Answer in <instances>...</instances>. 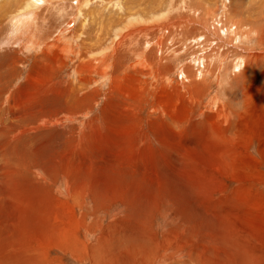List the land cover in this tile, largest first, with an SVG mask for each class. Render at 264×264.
<instances>
[{"label": "rangeland", "instance_id": "obj_1", "mask_svg": "<svg viewBox=\"0 0 264 264\" xmlns=\"http://www.w3.org/2000/svg\"><path fill=\"white\" fill-rule=\"evenodd\" d=\"M48 1L0 26V264H264V0Z\"/></svg>", "mask_w": 264, "mask_h": 264}, {"label": "bare ground", "instance_id": "obj_2", "mask_svg": "<svg viewBox=\"0 0 264 264\" xmlns=\"http://www.w3.org/2000/svg\"><path fill=\"white\" fill-rule=\"evenodd\" d=\"M46 0H33V2L31 1V0H29V3H30V7H28L27 6V4L29 5V3H27L25 6H27V7H25V6H23V5H20V6H18L19 4V2L17 3L18 5H17V7H15V9H14V11H13V13H9L8 14V12H7V15L8 16H4V14L6 13H4V11H5V9L3 8V9H0V14H2V13H4L2 16H0V18H1V20H2V22H0V26L1 25H3V23H4V21H11V22H9L10 23V25H11V34L13 35V37H15L14 35H16V37L17 36H19L20 37V35L24 32V30L23 29H26V31H27V29H29L28 28V26L29 27H32V26H30V25H32L33 23H35V21L37 20L36 18H37V16H36V14H35V12H34V10L35 9H37L38 10V7L40 6V8L42 7V4L44 3H46L47 5H48V3L47 2H45ZM51 1V0H50ZM50 1H48V2H50ZM23 2H25V1H23ZM35 2V3H34ZM61 2V1H60ZM57 3V2H56ZM181 3V2H180ZM229 3V2H228ZM24 4V3H23ZM34 4V5H33ZM45 4V5H46ZM53 4V3H52ZM51 4V5H52ZM182 5V4H181ZM5 6H6V4H5ZM15 6H16V4H15ZM33 6V7H32ZM44 6V5H43ZM4 7V6H3ZM198 8V7H197ZM200 8V7H199ZM224 8V7H223ZM43 9V8H42ZM204 9V8H203ZM40 10V9H39ZM47 10V9H46ZM39 12V11H38ZM198 12V11H197ZM65 13V12H64ZM215 13V12H214ZM133 18V17H132ZM191 19V18H190ZM190 19H188V21L187 20H185V23H186V21L187 22H189V20ZM132 21H134V22H131V21H129V23L131 22L132 24L131 25H129V26H127V27H125L124 29H123V32H121V33H124V34H128L129 36H130V30H137V31H139L140 32V35H141V37H145L147 34H148V32H149V30L151 29V31H152V29L154 30V29H160L161 27H159V26H157V25H155V26H153V27H143V26H141L140 24H141V22H140V20L139 19H137V18H133V20ZM152 21L153 22H155V19L153 18L152 19ZM192 21H193V19H192ZM217 21V20H216ZM37 22V21H36ZM196 22V21H195ZM234 22H236V21H234ZM183 23V22H182ZM185 23H184V25H185ZM44 24V23H43ZM172 27H175L176 28V30L177 29H179V27H181L182 25L180 24V26L177 24L176 26L175 25H173L172 23H169ZM190 24V23H189ZM191 24H192V22H191ZM127 25H128V23H127ZM188 24H186V26H187ZM192 25H194V24H192ZM161 26H162V24H161ZM179 26V27H178ZM34 27H35V25H34ZM163 27H165V26H163ZM183 27V26H182ZM185 27V26H184ZM230 27H231V24H230ZM33 28V27H32ZM134 28V29H133ZM193 28V27H192ZM215 28V27H214ZM226 28V27H225ZM236 28V27H235ZM20 29H22V31H20ZM165 29V28H164ZM187 29V28H186ZM205 29V28H204ZM213 29V28H212ZM217 29V28H216ZM215 29V30H216ZM121 30V29H120ZM161 30V29H160ZM159 30V31H160ZM162 30H163V28H162ZM175 30V29H174ZM227 30H229V29H227ZM237 30V29H236ZM235 30V31H236ZM37 30H35V32H36ZM150 31V32H151ZM156 31V30H155ZM173 31V30H172ZM211 31V30H210ZM214 31V30H213ZM240 31V30H239ZM22 32V33H21ZM150 32H149V34H150ZM162 32V31H161ZM222 32V31H221ZM163 33V32H162ZM161 33V34H162ZM170 33V32H169ZM175 33H177V32H174V34ZM215 33V32H214ZM213 33V34H214ZM9 34V33H8ZM25 34V33H24ZM35 34V33H34ZM33 34V35H34ZM154 33H152V35H153ZM182 34V33H181ZM180 34V35H181ZM10 35V34H9ZM26 35V34H25ZM169 35V37H170V34H168ZM179 35V36H180ZM201 35V34H200ZM120 36H121V34H120ZM154 36H156V35H154ZM172 36H173V34H172ZM212 36V35H211ZM12 37V38H13ZM178 37V36H177ZM197 37H199V36H197ZM196 37V38H197ZM22 38H23V36H22ZM25 38H28V37H25ZM133 38V37H132ZM159 38H160V36H159ZM168 38V37H167ZM173 38V37H172ZM182 38V37H181ZM193 38H194V36H193ZM193 38H192V40H193ZM7 39H9L10 40V37L9 38H7ZM134 39V38H133ZM132 39V40H133ZM153 41H156V42H159V41H157V38H153L152 39ZM170 40V39H169ZM168 40V41H169ZM173 40V39H172ZM8 41V40H7ZM168 41H167V43H168ZM190 41V40H189ZM38 42V41H37ZM145 42V41H144ZM151 42V41H150ZM171 42V41H170ZM34 43V42H33ZM148 43V42H147ZM153 43H155V42H153ZM42 44H43V46H45V42L44 41H42ZM144 44V43H143ZM69 45V44H68ZM67 45V46H68ZM146 45V47H147V49H148V47H150V45H148V44H145ZM153 45V44H152ZM156 45H157V43H156ZM159 45V44H158ZM166 45V44H165ZM32 46V45H31ZM34 46V45H33ZM32 46V47H33ZM42 46V47H43ZM51 46V45H50ZM49 46V47H50ZM115 46V43H113V47ZM160 46V45H159ZM173 46V45H172ZM35 47V46H34ZM39 47H41V46H39ZM69 48L68 49H70V46H68ZM113 47H110V48H113ZM45 48V47H44ZM87 48V47H86ZM164 48V47H163ZM72 49V48H71ZM80 49V48H79ZM84 49V48H83ZM103 49V48H102ZM101 48H100V52H101V50H102ZM116 48L114 47L113 48V50H115ZM180 49V48H179ZM207 49V48H206ZM37 50V49H36ZM46 50H48V49H46ZM146 50V49H145ZM144 50V51H145ZM40 51H42V49L40 50ZM58 51H60V50H58ZM81 51V50H80ZM144 51H141V52H139V54L137 53L136 54V59H135V62H138L140 65H142L143 67H147L148 65L146 64V62H145V58L143 57L144 56ZM158 51V50H157ZM47 52V51H46ZM49 52V51H48ZM60 52H62V50L60 51ZM59 52V53H60ZM73 52V51H72ZM92 52V51H91ZM99 52V50H98V53H100ZM130 52V51H129ZM65 53V52H64ZM93 53V52H92ZM106 53V52H105ZM145 53H146V51H145ZM69 54V53H68ZM90 54V53H89ZM88 54V57L91 55V57L89 58L90 60L93 58V57H96V56H93L92 57V54H90L89 55ZM97 54V53H96ZM113 54V53H112ZM115 54V53H114ZM60 55H61V53H60ZM62 55H63V53H62ZM93 55H95L94 53H93ZM124 55V54H123ZM66 56V55H65ZM64 56V57H65ZM82 56V55H81ZM84 56V55H83ZM98 56V55H97ZM124 56H126V55H124ZM146 56H147V54H146ZM150 56V55H149ZM67 57V56H66ZM86 57H87V55H86ZM99 57V56H98ZM207 57H209V56H207ZM206 57V58H207ZM63 58V57H62ZM83 58V57H82ZM116 58V57H115ZM147 58V57H146ZM155 58V57H154ZM208 60L207 61H209V58H207ZM213 59V58H212ZM71 60V59H70ZM74 60V59H73ZM80 61H81V59H79ZM92 60H94V62H95V65L96 64H98V63H96V62H99V61H95V59L93 58ZM92 60L91 61H87L86 63L88 64V65H92ZM214 60V59H213ZM85 61V60H84ZM240 61V60H239ZM102 62V61H101ZM210 62V61H209ZM221 63V62H220ZM94 64V63H93ZM106 64V63H105ZM138 64V65H139ZM87 65V66H88ZM100 65V64H99ZM86 66V67H87ZM94 65H92V67H93ZM208 66V65H207ZM236 66V65H235ZM95 67V66H94ZM98 67V66H97ZM104 67V66H103ZM102 67V68H103ZM88 68H89V66H88ZM105 68V67H104ZM108 68V67H107ZM107 68H106V70H107ZM139 68H140V66H139ZM93 69V68H92ZM149 69V68H148ZM105 69H103V70H101V72L102 71H104ZM100 73V72H99ZM98 73V74H99ZM201 73V72H200ZM101 74V73H100ZM144 74V73H143ZM99 77V76H98ZM181 77V76H180ZM75 84V83H74ZM194 84V83H193ZM192 85V84H191ZM58 89V88H57ZM49 90V89H48ZM56 91V90H55ZM54 91V92H55ZM48 94H49V92H48ZM6 104V103H5ZM84 126V125H83ZM80 144V143H79ZM83 144V143H82ZM8 184V183H7ZM8 193H10V194H12V192H8ZM153 241V240H152ZM142 243V242H141ZM157 245V244H156ZM154 246V245H153ZM152 246V247H153ZM98 247V246H97ZM157 249V248H156ZM119 255V254H118Z\"/></svg>", "mask_w": 264, "mask_h": 264}, {"label": "crops", "instance_id": "obj_3", "mask_svg": "<svg viewBox=\"0 0 264 264\" xmlns=\"http://www.w3.org/2000/svg\"><path fill=\"white\" fill-rule=\"evenodd\" d=\"M152 244L150 245H145V246H141L144 248L146 252V254H142L140 252V248H129L133 250V257H135V263L134 264H145L150 262V264L153 262L152 258L148 255V253H153L156 257H157V249H155V247Z\"/></svg>", "mask_w": 264, "mask_h": 264}]
</instances>
